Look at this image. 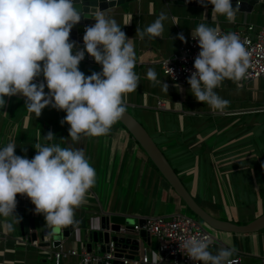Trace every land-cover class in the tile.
<instances>
[{"label": "crops", "instance_id": "0c3cea01", "mask_svg": "<svg viewBox=\"0 0 264 264\" xmlns=\"http://www.w3.org/2000/svg\"><path fill=\"white\" fill-rule=\"evenodd\" d=\"M212 9L188 4L186 0H124L103 12L117 21L136 53L134 71L139 76V85L126 97L127 111L153 137L203 209L215 218L242 224L264 212V79L240 81L239 86L226 79L215 91L229 105L223 111H213L195 99L190 85L173 84L158 66L162 58L181 45L179 34L186 38L201 23L225 30L264 24V0L254 4L250 12L234 9V23H228L226 16L213 15ZM162 12L168 16L163 22L162 37L140 39L136 30L143 31ZM85 55L90 56L86 52ZM86 59L79 64L85 75L102 71L93 57L91 61ZM149 68L155 70L157 80L168 85V92L162 90L161 84L152 85L147 77ZM38 78L44 81L43 75ZM5 101L0 108V148L13 142L16 155L32 159L37 154V143L61 147L72 144L70 125L61 124L65 111L45 107L36 117L25 102L7 96ZM158 101H163L165 107L157 106ZM49 131L55 135L52 141L44 139ZM72 146L85 151L95 168L96 183L87 193L86 203L75 211L73 231L61 240L65 250L87 251L88 233L99 230L103 215L132 218L137 224L147 215L189 212L120 123H115L106 136L85 137ZM34 209L31 203L30 216L45 221ZM8 222L0 217V264H49V255L61 246H54L48 237L47 246L40 245L39 238L36 242L27 241L18 227L9 232ZM213 234L217 238L209 247L213 254L221 247L234 248L233 257H240L238 264H264V228L252 233L213 230ZM135 236L140 242L136 258L142 248L156 249L154 236L148 234L144 241ZM90 244V252L101 253L98 243ZM150 253L152 259L154 255ZM60 264H76V258L65 257Z\"/></svg>", "mask_w": 264, "mask_h": 264}, {"label": "clouds", "instance_id": "9594fccd", "mask_svg": "<svg viewBox=\"0 0 264 264\" xmlns=\"http://www.w3.org/2000/svg\"><path fill=\"white\" fill-rule=\"evenodd\" d=\"M199 3L205 7L210 3L213 15L235 22L232 0ZM82 15L74 0H0V108L5 106L6 96L17 94L26 98L28 111L36 117L51 104L66 112L61 124L70 125L72 144L85 137L108 135L127 111V95L139 85L134 45L117 21L103 11L91 12L96 22L85 29L84 48L74 52L70 33ZM167 19L162 12L143 31L137 29L136 35L142 40L145 36L162 37ZM178 38L186 42L182 33ZM192 38L198 41L200 51L194 60L195 71L187 80L190 91L213 111H223L229 101L215 89L226 79L239 86L246 78L252 67L247 41L234 32L221 34L203 23L192 30ZM85 52L102 71L85 75L79 69ZM41 75L44 82L37 83ZM147 77L153 86L161 84L168 92V85L157 80L154 69H148ZM54 137L49 131L44 139L52 141ZM72 144L37 143L32 159L16 155L13 142L0 148V217L13 218L7 223L9 232L20 223L15 214L17 194L26 195L35 205V213L44 216L50 235L57 236L74 224L76 209L86 203L87 193L95 186L96 171L85 151ZM211 243L207 236L193 235L182 238L179 247L202 264H234V248L221 247L213 254L209 251Z\"/></svg>", "mask_w": 264, "mask_h": 264}, {"label": "water", "instance_id": "95a60500", "mask_svg": "<svg viewBox=\"0 0 264 264\" xmlns=\"http://www.w3.org/2000/svg\"><path fill=\"white\" fill-rule=\"evenodd\" d=\"M117 1L124 0H74V5L83 13L81 21L73 26L70 33V41L74 42V48H78L77 44L83 42V35L86 27L92 26L96 22L92 17L91 12L105 11L114 6ZM259 1L260 0H232V3L234 9L243 12H250L254 4ZM186 2L191 5L204 6L199 3V0H186ZM207 7H213V5L207 3ZM44 91L47 93L48 89H44ZM11 97L26 102V98L22 94H17ZM46 107H52V105L49 104ZM118 122L123 125L138 142L152 164L170 184L188 210L198 219L208 224L214 230L223 232L252 233L264 228V212L242 224L222 220L210 215L190 194L165 155L155 143L153 137L134 117V115L129 111H126L122 119ZM16 200L17 206L15 208V214L20 217V223L14 224V227H18L22 236H27V241L36 242L39 238V244L47 246L50 242L49 240H45V238L48 237L52 240L54 246H58L60 245L61 240L64 237H68L70 232L73 231V225H70L64 228L59 235H50V229L45 225V221H37L34 217L30 216L31 200L26 195L21 194H17ZM12 219V217L7 218L9 222ZM143 224L144 220L138 221L140 227ZM134 232V220L132 218H125L120 215H103L99 219V230H91L88 233L89 244H87V251L90 252V243L94 242L98 243L100 251L104 252L105 250H108L107 244L112 240L115 242L117 248L116 256L119 258L125 257L131 259L140 247V242L135 235L139 236L143 241L146 240L148 236V233L143 228H140L136 233ZM113 264H122V262L121 260H114Z\"/></svg>", "mask_w": 264, "mask_h": 264}, {"label": "built area", "instance_id": "2783aa9c", "mask_svg": "<svg viewBox=\"0 0 264 264\" xmlns=\"http://www.w3.org/2000/svg\"><path fill=\"white\" fill-rule=\"evenodd\" d=\"M216 29L221 34L229 31L234 32L242 41H247L246 48L250 52L252 67L249 68L246 78L241 81H249L255 78L264 79V24H249L243 28L234 27L229 30H225L222 27ZM185 39L186 42L182 41L179 48L158 62L160 70L177 86L189 85L187 80L191 73L195 71L194 60L200 51L198 41L193 39L192 35H189ZM77 46L78 48H74L75 50H82L84 43H78ZM84 59L91 61L92 57L89 56ZM36 82L44 81L41 78H37ZM157 106L165 107L163 101H158ZM189 212L176 211L169 215H147L142 218L144 224L141 227L138 223L134 224L136 231L143 228L157 240L155 250L146 247L142 248L139 251L138 258L135 256L131 259L117 257L115 242L110 240L107 244L108 250L101 253H92L85 250L77 251L72 248L65 250L60 245L61 247L58 250L51 252L49 255V264H60V261L65 257L76 258V264H113L114 260H121L122 264H149L160 263L162 261H171L174 264H202V262L191 260L187 256V253L183 249H180L179 244L181 239H186L193 235L198 238L207 236L211 239L212 243L210 245H212L217 238L213 234V228L200 219L193 218ZM25 239L27 240V236H25ZM150 252L154 255L152 259L149 255ZM232 259L234 260V264L240 262L239 256Z\"/></svg>", "mask_w": 264, "mask_h": 264}, {"label": "rangeland", "instance_id": "374dc122", "mask_svg": "<svg viewBox=\"0 0 264 264\" xmlns=\"http://www.w3.org/2000/svg\"><path fill=\"white\" fill-rule=\"evenodd\" d=\"M74 51H75V49H74ZM47 88V87H46ZM190 213V215L193 217V218H197L194 214H192L191 212H189Z\"/></svg>", "mask_w": 264, "mask_h": 264}, {"label": "trees", "instance_id": "16d2710c", "mask_svg": "<svg viewBox=\"0 0 264 264\" xmlns=\"http://www.w3.org/2000/svg\"><path fill=\"white\" fill-rule=\"evenodd\" d=\"M45 89H47L46 87H45ZM119 123V122H118Z\"/></svg>", "mask_w": 264, "mask_h": 264}]
</instances>
